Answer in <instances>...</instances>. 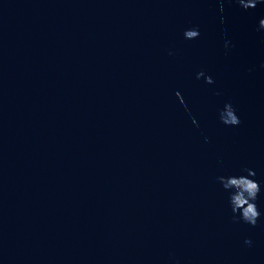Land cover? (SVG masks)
Returning <instances> with one entry per match:
<instances>
[{"label":"water","instance_id":"obj_1","mask_svg":"<svg viewBox=\"0 0 264 264\" xmlns=\"http://www.w3.org/2000/svg\"><path fill=\"white\" fill-rule=\"evenodd\" d=\"M220 3L0 0V264H264V3Z\"/></svg>","mask_w":264,"mask_h":264},{"label":"clouds","instance_id":"obj_2","mask_svg":"<svg viewBox=\"0 0 264 264\" xmlns=\"http://www.w3.org/2000/svg\"><path fill=\"white\" fill-rule=\"evenodd\" d=\"M237 2L242 8L248 10L255 8L260 3H264V0H237ZM220 11H224V0H221ZM223 20L224 18L221 17V22ZM260 28L264 29V19L260 21ZM184 35L186 39H196L199 37L200 32L198 29H189L185 31ZM229 44L230 41H225V47H228ZM201 77H205L203 71L197 74L198 79ZM206 82L212 84L214 80L211 76H207ZM177 96H180L179 92ZM181 102L184 103L182 96ZM184 106L187 107V104L184 103ZM220 118L226 125L237 126L241 123L231 103L224 106V109L220 113ZM244 172H247V175L219 176L217 179L223 188L229 192V203L233 212V220L235 222L243 220L245 223L256 226L261 216V212L256 204V200L261 192V185L257 180L252 178L256 175L254 170L244 169ZM246 243L251 244V240H247Z\"/></svg>","mask_w":264,"mask_h":264}]
</instances>
